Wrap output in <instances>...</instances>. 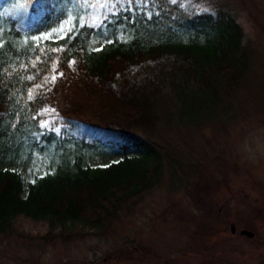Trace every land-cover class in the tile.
Masks as SVG:
<instances>
[{
    "label": "trees",
    "instance_id": "trees-1",
    "mask_svg": "<svg viewBox=\"0 0 264 264\" xmlns=\"http://www.w3.org/2000/svg\"><path fill=\"white\" fill-rule=\"evenodd\" d=\"M186 1L0 0V233L17 231L19 215L44 221L38 237L49 240L103 233L165 175L173 190L203 176L214 145L156 140L161 116L227 122L240 91L252 100L262 90L227 0ZM63 6V34L34 32ZM101 148L122 156L90 163ZM37 151L48 166L24 180L12 166Z\"/></svg>",
    "mask_w": 264,
    "mask_h": 264
},
{
    "label": "rangeland",
    "instance_id": "rangeland-1",
    "mask_svg": "<svg viewBox=\"0 0 264 264\" xmlns=\"http://www.w3.org/2000/svg\"><path fill=\"white\" fill-rule=\"evenodd\" d=\"M227 2L252 48V76L261 97L248 100L240 91L230 108L238 113L236 119L227 122L185 126L164 114L156 127V140L162 143L214 145L203 176L173 190L165 175L160 184L130 198L103 233L49 240L38 237L48 231L44 221L19 215L17 231L0 233V264H264V0ZM192 4L199 10L209 6L203 0ZM69 23L63 6L52 22L34 32L56 37ZM103 37L96 36L93 44ZM167 98L175 102L172 95ZM239 100L243 107L237 108ZM121 156L114 148H101L87 159L101 164ZM48 162V155L37 151L12 167L26 180ZM233 220L253 229L255 236L231 233Z\"/></svg>",
    "mask_w": 264,
    "mask_h": 264
},
{
    "label": "water",
    "instance_id": "water-1",
    "mask_svg": "<svg viewBox=\"0 0 264 264\" xmlns=\"http://www.w3.org/2000/svg\"><path fill=\"white\" fill-rule=\"evenodd\" d=\"M230 231L234 234V232L238 231L241 235H246L248 237H254L255 231L249 227H238L235 221H231L229 223Z\"/></svg>",
    "mask_w": 264,
    "mask_h": 264
},
{
    "label": "snow or ice",
    "instance_id": "snow-or-ice-1",
    "mask_svg": "<svg viewBox=\"0 0 264 264\" xmlns=\"http://www.w3.org/2000/svg\"><path fill=\"white\" fill-rule=\"evenodd\" d=\"M173 2H175V0H173ZM97 50H100V49H97ZM74 63V61H73ZM59 75H63V73H59ZM29 79H32V77H29ZM57 79V76L56 75H52L51 77V81L52 82H55V80ZM37 87H40V85H37ZM29 98H32V93L31 91L29 92ZM106 166V165H105ZM34 182V181H33Z\"/></svg>",
    "mask_w": 264,
    "mask_h": 264
}]
</instances>
